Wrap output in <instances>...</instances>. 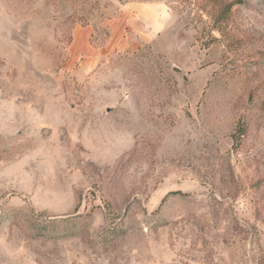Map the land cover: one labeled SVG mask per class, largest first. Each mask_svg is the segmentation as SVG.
Here are the masks:
<instances>
[{
    "label": "rangeland",
    "instance_id": "1",
    "mask_svg": "<svg viewBox=\"0 0 264 264\" xmlns=\"http://www.w3.org/2000/svg\"><path fill=\"white\" fill-rule=\"evenodd\" d=\"M0 264H264V0H0Z\"/></svg>",
    "mask_w": 264,
    "mask_h": 264
},
{
    "label": "crops",
    "instance_id": "2",
    "mask_svg": "<svg viewBox=\"0 0 264 264\" xmlns=\"http://www.w3.org/2000/svg\"><path fill=\"white\" fill-rule=\"evenodd\" d=\"M124 20L119 19L115 20V22L109 26V36H110V42L114 43V46L120 45L121 37H120V31L123 28ZM90 31L88 29H77L75 30L73 34V42H72V51L73 54L79 53V52H86L88 51V37L90 35ZM120 37V38H119Z\"/></svg>",
    "mask_w": 264,
    "mask_h": 264
}]
</instances>
